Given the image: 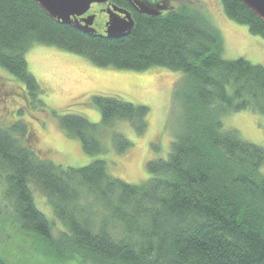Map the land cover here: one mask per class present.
<instances>
[{
  "label": "trees",
  "instance_id": "trees-1",
  "mask_svg": "<svg viewBox=\"0 0 264 264\" xmlns=\"http://www.w3.org/2000/svg\"><path fill=\"white\" fill-rule=\"evenodd\" d=\"M220 3L227 18L264 38V21L250 8L239 0ZM132 19L127 35L109 38L56 22L33 0H0V68L13 78L7 93L23 106H44L24 58L37 44L95 67L158 66L181 74L171 93L180 129L168 157L149 159V177L139 184L113 176L102 159L82 167L52 163L31 144L33 134L20 116L17 122L0 120L1 205L18 230L36 235L55 258L71 255L83 264H264V147L222 124L224 116L243 111L264 117V66L243 57L224 59L219 33L197 7L166 6L159 15L133 13ZM91 99L98 123L75 113L57 120L83 153L102 152L100 133L116 122H127L136 135L146 133L149 107L117 95ZM110 137L118 153L132 146L121 132ZM33 189L46 198L58 234H52ZM0 264L9 263L0 255Z\"/></svg>",
  "mask_w": 264,
  "mask_h": 264
},
{
  "label": "rangeland",
  "instance_id": "rangeland-1",
  "mask_svg": "<svg viewBox=\"0 0 264 264\" xmlns=\"http://www.w3.org/2000/svg\"><path fill=\"white\" fill-rule=\"evenodd\" d=\"M188 4L201 9L222 41V57L226 60L245 58L264 66V38L249 33L243 24L227 18L220 0H167V8L179 9ZM100 31V30H99ZM27 68L43 91L39 97L44 106L21 105L19 97L7 93L12 76L0 68V120L14 118L27 122L33 134L31 144L52 163L64 167H82L95 159L108 164L113 176L127 183L139 184L149 177L146 164L149 159H166L170 153L178 126L179 106L172 100V90L181 76L161 67L145 71L119 70L95 67L71 52L56 47L34 45L24 55ZM24 90L23 85L21 84ZM25 91V90H24ZM117 95L134 104L149 107L146 133L136 135L126 122H116L114 128L100 133L103 151L83 153L76 138L66 135L58 125V118L66 113L84 116L98 123L99 111L91 105L93 95ZM21 113V114H20ZM10 117V118H9ZM18 117V118H17ZM17 118V119H16ZM226 129H235L243 139L264 147V117L243 111L222 118ZM121 132L132 141L125 152L114 151L110 133ZM34 190L36 205L52 221V234H58L60 225L51 218L46 198ZM0 188V255L9 264H83L79 257H52L46 254L42 240L34 234L23 233L11 220L10 213L1 205Z\"/></svg>",
  "mask_w": 264,
  "mask_h": 264
},
{
  "label": "water",
  "instance_id": "water-1",
  "mask_svg": "<svg viewBox=\"0 0 264 264\" xmlns=\"http://www.w3.org/2000/svg\"><path fill=\"white\" fill-rule=\"evenodd\" d=\"M49 15L54 21L64 25H73L76 29L84 33H95L92 23L94 15L84 16L89 11L91 4L105 3L106 0H33ZM132 2L138 9L139 13L148 16L159 15L166 8L165 3L162 5L149 6L144 1L127 0ZM245 7L264 21V0H239ZM108 20L105 23L106 28L103 32L109 38H120L127 35L132 29L134 22L129 12L125 9H119L115 5L108 10ZM123 13L124 16L120 17Z\"/></svg>",
  "mask_w": 264,
  "mask_h": 264
},
{
  "label": "flooded vegetation",
  "instance_id": "flooded-vegetation-1",
  "mask_svg": "<svg viewBox=\"0 0 264 264\" xmlns=\"http://www.w3.org/2000/svg\"><path fill=\"white\" fill-rule=\"evenodd\" d=\"M139 1H144L146 2L149 6L153 7L156 5H162L163 3L166 4L167 0H139ZM116 2H119L120 5ZM116 2H112V0H106L105 3H94L91 4L89 11L87 13H85L84 16H89V14L94 15V20L92 23L93 28L98 31V32H104L105 28H106V22L108 20V10H110L113 5H115L116 7H118L119 9L123 8L125 9L127 12H129L130 17H133V13H139L138 9L134 6V4L132 2H129L127 0H117ZM123 2L122 5L121 3ZM141 14V13H139ZM123 17L124 14L121 13L120 17ZM100 30V31H99Z\"/></svg>",
  "mask_w": 264,
  "mask_h": 264
}]
</instances>
